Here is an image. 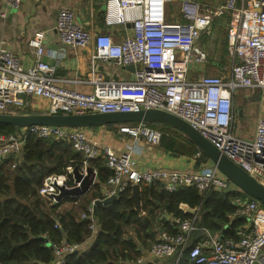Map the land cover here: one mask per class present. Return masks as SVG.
I'll return each mask as SVG.
<instances>
[{"label": "built area", "instance_id": "1", "mask_svg": "<svg viewBox=\"0 0 264 264\" xmlns=\"http://www.w3.org/2000/svg\"><path fill=\"white\" fill-rule=\"evenodd\" d=\"M97 1L104 5L106 27L130 24V33L120 41H114L108 33L92 37L78 24L74 11L69 8L59 10L53 30L63 49L85 47L93 41L92 64L99 60L117 67L132 65L133 78L95 81L91 94L60 87L55 83L56 67L42 60L44 55L53 56L54 52L44 51L45 32L35 31L26 43L35 58L28 66L0 46V113L26 109L30 96L46 99L50 115L165 111L185 121L223 156L264 185V0H224L215 8L202 7L196 0H177L181 15L178 23L166 21L167 6L174 0ZM22 2L3 0L0 19L18 9ZM222 12L229 14L228 75L223 78L199 73L190 79L188 75L193 67L208 63L209 56L200 45V37L208 33L213 19ZM239 90L258 93L261 100V113L256 118L252 140L235 135L234 97ZM118 130L144 138L151 145L160 143L161 131L144 123L119 125ZM26 133L38 139L69 143L82 157V172L91 162L101 160L110 171L102 199H98L101 201L111 196L118 198L134 185L149 183H158L168 192L180 186L193 187L200 195L211 189L231 191L228 180L213 165L196 172L163 167L140 169L129 152H118L92 141L83 128L30 126L18 129L15 134L0 135V162L10 154L21 153ZM201 154L198 151L194 158ZM72 170L67 168L71 175ZM73 184L68 185L65 175H51L44 179L38 194L55 203L59 188L76 186L74 179ZM231 204L235 207L231 219L238 216L251 222L249 229L237 230L236 240L223 239L219 233L201 228V239L192 242V234L198 230V209H193L190 218L172 222L173 233L158 230L154 241L136 263L150 256L171 258L172 264H180L187 255L193 264H261L264 261V253H260L264 248V207L254 199L240 196ZM93 207L94 201L80 215L88 222L92 235L98 226ZM81 247L82 244L64 241L52 244L54 259L45 264H65L68 256L82 252Z\"/></svg>", "mask_w": 264, "mask_h": 264}, {"label": "trees", "instance_id": "2", "mask_svg": "<svg viewBox=\"0 0 264 264\" xmlns=\"http://www.w3.org/2000/svg\"><path fill=\"white\" fill-rule=\"evenodd\" d=\"M147 126L161 131L160 143L164 148L176 154L180 151L175 140L178 133H173L171 127L164 124ZM17 132L18 128L14 126L0 125V135ZM184 147V154L196 152L187 139L185 145H180V148ZM68 167L82 170V157L69 143L38 139L28 133L21 153L10 154L0 162V264L49 263L54 259L52 244L62 241L82 245L91 241L88 249L68 256L65 264H137V258L151 245L158 230L173 233L174 220L192 216L183 212L180 204L198 209L196 225L219 233L223 239L238 238L237 226L243 218L231 219L235 212L231 202L237 196L249 197L241 192L213 189L200 195L193 187L186 186L168 192L158 183L140 185L139 207L131 197V189L121 193L113 202L97 206L95 218L98 226L92 235L87 228L88 222L80 215L92 201L102 199V194H85L81 198L65 196L57 203L38 194L44 179L51 175H65L68 185L73 186ZM89 168L97 172L99 185L96 188L110 175L101 160L91 162ZM65 202H70L71 208L58 211ZM158 212L172 215L171 229L155 230L163 221ZM180 264L193 263L185 255Z\"/></svg>", "mask_w": 264, "mask_h": 264}, {"label": "crops", "instance_id": "3", "mask_svg": "<svg viewBox=\"0 0 264 264\" xmlns=\"http://www.w3.org/2000/svg\"><path fill=\"white\" fill-rule=\"evenodd\" d=\"M200 6L207 8L219 7L224 0H196ZM3 4V0H0ZM61 8H69L74 11L75 19L85 30L91 33L94 37L98 33L110 34L114 41L118 42L125 34L130 33V24L124 26L106 27L104 23V5L97 0H23L20 7L16 10H11L5 19H0V46L9 50L13 55L20 58V62L24 66L32 64L35 60L34 55L26 46L27 40L34 34L35 31L45 32L44 51H53V56L44 55L42 60L50 65L56 67L55 83L60 87L76 90L80 93L91 94L94 89L95 81H128L133 78L134 68L117 67L108 61H95L91 63V55L94 53V43L91 41L87 46L81 48H65L61 47L59 38L53 30L56 16ZM166 21L168 23L181 22V15L179 12V2L174 0L170 2L166 9ZM229 21V14L222 12L218 17L214 18L208 33L200 37V45L204 48L209 56L208 63L201 66L193 67L188 77L190 79L196 77L199 73L206 75L221 76L224 71L223 57H227L226 42H227V24ZM63 52L64 55H59ZM228 66V65H227ZM236 96V95H235ZM238 97V95H237ZM236 97V98H237ZM241 97V96H240ZM29 106L25 111L34 112L33 114H46L49 107V102L36 96L27 97ZM243 101L239 102V109L234 106V116L237 117V123L234 122L238 137H250L252 130L241 132L239 125L245 121L248 112L245 108L250 104V108L256 101L249 102L245 97H241ZM259 107V105H258ZM260 110V108H259ZM252 114V113H251ZM264 114V110H262ZM255 117V121L256 118ZM162 125V124H157ZM119 125H108L83 128L86 136L92 141L100 145H108L118 152H129L132 159L137 163L140 169H149L163 167L167 169H176L181 171L196 172L202 170L207 166H211V161L202 153L199 158H194L190 153H182L184 148L180 145H185V137L175 134L176 145L179 143V150L174 153L172 150L166 149L159 145H151L146 142L144 138H130L125 133H120ZM173 134V133H172ZM174 137V136H173ZM188 140V139H187ZM189 141V140H188ZM99 185L97 172L93 185L85 194L100 193L104 191V184ZM98 189V190H96ZM235 193H240L238 189H233ZM83 194V195H85ZM83 195L78 196L81 198ZM78 198V199H79ZM72 204L70 202L63 203L58 211L70 209ZM180 209L183 212L192 214V208L186 204H180ZM162 223L155 228L171 229L170 221H173L172 215L163 212L159 213ZM250 220L243 218L237 226L239 229H249ZM174 226V225H173ZM196 230L191 237L192 242H197L201 239V228L197 224ZM89 243L82 245L81 250L88 249ZM264 253V248L260 253ZM172 259H154L150 256H144V259L139 264H172ZM264 264V261L261 262Z\"/></svg>", "mask_w": 264, "mask_h": 264}, {"label": "water", "instance_id": "4", "mask_svg": "<svg viewBox=\"0 0 264 264\" xmlns=\"http://www.w3.org/2000/svg\"><path fill=\"white\" fill-rule=\"evenodd\" d=\"M133 69L134 67L128 66ZM135 123L144 124H164L173 127L184 134V137L191 141L198 150L203 153L216 167L218 173L230 181L241 193L247 197L258 201L264 207V185L255 178L247 174L240 167L235 165L228 158L223 156L212 144L202 137L198 131L189 126L185 121L159 110H141L131 113H86L81 115L71 114H16L0 113V125H11L18 129L30 126H51L63 128H90L108 125H130ZM72 175L76 186L72 188H59V193L55 197L56 201L65 196L78 197L85 194L93 185L95 173L87 167L84 172L74 168ZM152 183H149L151 186ZM131 197L136 206L139 207L140 186L134 185L131 188ZM117 198H108L94 201V214L99 205L113 202ZM193 213V210H191ZM257 264V263H255Z\"/></svg>", "mask_w": 264, "mask_h": 264}, {"label": "rangeland", "instance_id": "5", "mask_svg": "<svg viewBox=\"0 0 264 264\" xmlns=\"http://www.w3.org/2000/svg\"><path fill=\"white\" fill-rule=\"evenodd\" d=\"M222 62H223V65H226V66L224 67V70H223L224 72L221 73V76L223 78H226V76L228 75V68H229V67H227L228 60L223 57V61ZM237 95H238V97H237ZM240 96L241 97H245L249 102L256 101V103L253 104L252 109L250 108V104H248V107L245 108L246 112H248V116H246V118H245V121H247V122H241L242 123L241 126L239 125V129L241 130V132H243V131L245 132L246 131L248 133L249 130H252V133L250 134L251 135L250 137H244V138L239 137V138L246 139V140H252L253 132H254V125H255V117L258 116L261 113L260 110H259V108H261V106H262L261 100L259 98V94L258 93H255V92H252V91H249V90H239L237 92L236 96L234 97V104H235V108L236 109H239V107H242V105H239V102L243 101V99H241ZM258 105H259V107H258ZM25 110L26 109H22L21 111H14V113L25 112ZM237 120H238V118L237 117L235 118V116H234V122L237 123ZM169 127H171V126H169ZM170 129L173 130V133H178L179 135L184 137L183 133L179 132L178 130L174 129L173 127H171ZM237 130L238 129L235 127L236 133H237ZM125 135H128V137H130V138L134 137L132 134H129V133H125ZM189 142L192 143L191 141H189ZM228 182L230 183L231 191H233V189H237L230 181H228Z\"/></svg>", "mask_w": 264, "mask_h": 264}]
</instances>
